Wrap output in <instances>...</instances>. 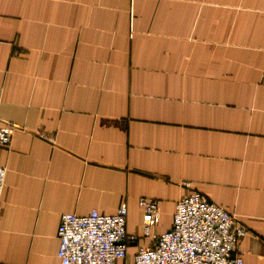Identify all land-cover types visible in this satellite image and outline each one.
<instances>
[{
    "label": "crops",
    "instance_id": "1",
    "mask_svg": "<svg viewBox=\"0 0 264 264\" xmlns=\"http://www.w3.org/2000/svg\"><path fill=\"white\" fill-rule=\"evenodd\" d=\"M6 122L0 264H59L62 215L123 204L129 264L193 191L264 264V0H0ZM141 199L161 215L148 237Z\"/></svg>",
    "mask_w": 264,
    "mask_h": 264
},
{
    "label": "built area",
    "instance_id": "2",
    "mask_svg": "<svg viewBox=\"0 0 264 264\" xmlns=\"http://www.w3.org/2000/svg\"><path fill=\"white\" fill-rule=\"evenodd\" d=\"M20 129L13 122L0 128V146L9 147ZM7 170L0 167V204ZM183 186L191 188L186 182ZM145 236L160 222L155 200L141 199ZM128 207L114 215L93 211L88 216L64 214L58 229L59 264H117L127 256ZM248 231L240 219L210 202L198 192L181 198L170 231L160 235L153 247L142 248L129 264H244L237 248Z\"/></svg>",
    "mask_w": 264,
    "mask_h": 264
}]
</instances>
